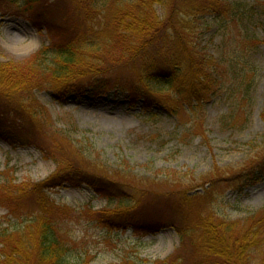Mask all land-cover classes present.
<instances>
[{
	"label": "rangeland",
	"instance_id": "obj_1",
	"mask_svg": "<svg viewBox=\"0 0 264 264\" xmlns=\"http://www.w3.org/2000/svg\"><path fill=\"white\" fill-rule=\"evenodd\" d=\"M221 1L251 14V6L263 0ZM23 2L0 0L3 68L19 65L49 43L45 31L34 27L23 11ZM60 2L67 6L69 0ZM250 14L244 22L232 21L228 27H222L214 14L198 17L200 32L193 42L220 63L227 84L204 103H195L193 113L173 115L157 104L162 101L146 112L141 96L130 100L140 60L107 65L105 73L96 78L80 76L59 87L44 83L36 89L26 88L17 98L16 88L24 78L19 83L8 80L5 93L20 102L22 98L25 106L32 105L40 112L25 115L37 120L30 121L28 141L0 135V176L16 184L40 182L60 164L74 166L121 181L131 187L129 190H139L158 210L186 192L187 205L194 199L190 203L195 204L194 213L206 212L203 207L209 205L225 221L241 219L264 206V23ZM32 41L34 46L29 48ZM47 54L49 63L52 53ZM13 74L20 79L21 75ZM241 74L248 85L245 98L236 102L243 94L236 85ZM3 82L1 78L0 92L5 90ZM153 89L161 97L167 94V90ZM189 113L194 121L190 122ZM43 117L46 122L39 119ZM80 183L64 182L48 194L59 205L88 211L113 209V203L108 204L86 183ZM0 196L3 198L1 192ZM20 200L21 208L37 209L33 197L25 195ZM189 211L186 209V215ZM13 222L0 203V223ZM72 230L91 252L90 264L161 260L179 245L172 227L139 237L130 227L107 231L96 227L94 221L82 220Z\"/></svg>",
	"mask_w": 264,
	"mask_h": 264
},
{
	"label": "trees",
	"instance_id": "obj_2",
	"mask_svg": "<svg viewBox=\"0 0 264 264\" xmlns=\"http://www.w3.org/2000/svg\"><path fill=\"white\" fill-rule=\"evenodd\" d=\"M23 1V11L34 27L45 31L49 43L19 65L0 67L5 86L0 92L5 101L0 102V135L22 142L28 141L31 122L37 121L25 115L40 112L25 106L22 98L15 100L26 88L36 89L44 83L59 87L80 76L96 78L105 73V66L132 60H140L141 67L130 100L141 96L146 112L162 101L157 104L173 115L193 113L195 103H204L227 84L220 63L193 42L200 32L198 17L214 14L222 27H228L232 21L244 22L250 14L221 0H69L67 6L61 0ZM251 9L250 15L264 23V0ZM48 52L52 53L49 63L45 59ZM8 71L12 73H4ZM23 78L16 98L11 99L5 93L8 80L19 83ZM246 80L241 74L236 85L243 94L236 102L245 98ZM154 86L167 94L159 96ZM189 116L190 122L195 120ZM39 119L46 122L44 117ZM11 181L0 176L4 198L0 196V203L14 219L0 223V264H90L91 252L72 230L82 220L94 221L107 231L130 227L139 237L163 227L176 231L179 245L166 258L150 262L122 259L116 264H264V206L241 219L225 221L209 205L202 206L206 212L194 213L195 204H190L194 199L187 205L183 192L178 201L171 200L159 211L139 190H129L121 181L62 164L43 181ZM64 182L86 183L108 204L113 203V209L88 211L55 203L48 191ZM25 195L34 198L36 210L21 208L20 198Z\"/></svg>",
	"mask_w": 264,
	"mask_h": 264
},
{
	"label": "bare ground",
	"instance_id": "obj_3",
	"mask_svg": "<svg viewBox=\"0 0 264 264\" xmlns=\"http://www.w3.org/2000/svg\"><path fill=\"white\" fill-rule=\"evenodd\" d=\"M27 26H28V29H30L31 31L33 30V28L29 24ZM33 46H34V41H32L31 43L28 44L29 48H32Z\"/></svg>",
	"mask_w": 264,
	"mask_h": 264
}]
</instances>
